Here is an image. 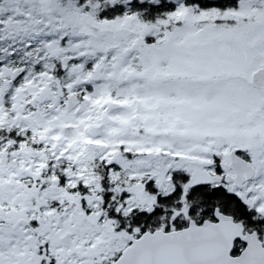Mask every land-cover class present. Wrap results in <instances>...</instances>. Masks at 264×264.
I'll return each mask as SVG.
<instances>
[{"label":"snow or ice","instance_id":"obj_1","mask_svg":"<svg viewBox=\"0 0 264 264\" xmlns=\"http://www.w3.org/2000/svg\"><path fill=\"white\" fill-rule=\"evenodd\" d=\"M0 264H264V0H0Z\"/></svg>","mask_w":264,"mask_h":264}]
</instances>
